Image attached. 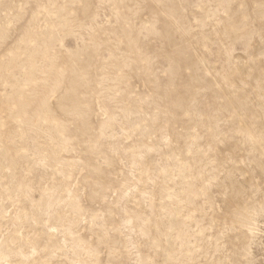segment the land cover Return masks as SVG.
<instances>
[{"label": "rangeland", "instance_id": "obj_1", "mask_svg": "<svg viewBox=\"0 0 264 264\" xmlns=\"http://www.w3.org/2000/svg\"><path fill=\"white\" fill-rule=\"evenodd\" d=\"M0 264H264V0H0Z\"/></svg>", "mask_w": 264, "mask_h": 264}]
</instances>
